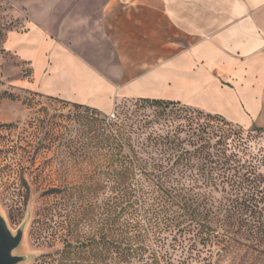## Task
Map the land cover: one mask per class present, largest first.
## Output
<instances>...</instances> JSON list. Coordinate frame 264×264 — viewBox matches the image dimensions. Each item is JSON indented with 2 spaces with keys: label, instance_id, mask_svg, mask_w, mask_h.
<instances>
[{
  "label": "rangeland",
  "instance_id": "rangeland-1",
  "mask_svg": "<svg viewBox=\"0 0 264 264\" xmlns=\"http://www.w3.org/2000/svg\"><path fill=\"white\" fill-rule=\"evenodd\" d=\"M106 1L0 0V212L12 231L25 224L19 250L27 257L23 264H42L35 259L59 248L58 243L50 249L34 242L31 232L39 221L84 214L89 224L81 225V232L89 233L101 225L106 210L113 209L115 144L102 138H115L110 133L120 124L129 131L125 138L168 134L185 140V146L209 142L212 151L225 148V155L216 154V160L225 159L222 183L213 186L209 171L194 167L197 182L190 186L200 225L177 237L174 264H264L263 132L223 126L186 108L162 110L136 99L118 100L114 110L103 115L13 86L29 79L30 67L5 52L2 42L6 32L22 31L29 21L47 26L98 69L109 65L112 49L97 27ZM220 135V145L213 146L218 138L211 136ZM129 215L130 221H138L137 211ZM207 227L214 230L208 241L203 239Z\"/></svg>",
  "mask_w": 264,
  "mask_h": 264
},
{
  "label": "crops",
  "instance_id": "crops-1",
  "mask_svg": "<svg viewBox=\"0 0 264 264\" xmlns=\"http://www.w3.org/2000/svg\"><path fill=\"white\" fill-rule=\"evenodd\" d=\"M97 27L103 70L41 23L6 32L31 72L13 86L103 115L118 100L176 102L264 132V0H107Z\"/></svg>",
  "mask_w": 264,
  "mask_h": 264
},
{
  "label": "trees",
  "instance_id": "trees-1",
  "mask_svg": "<svg viewBox=\"0 0 264 264\" xmlns=\"http://www.w3.org/2000/svg\"><path fill=\"white\" fill-rule=\"evenodd\" d=\"M136 100L162 110L186 108L216 120L223 126L232 125L220 116L176 102ZM202 132L205 133V130ZM110 134L115 138L102 140L115 144L110 174L117 195L115 206L106 210L101 225L89 233L81 232V225L88 223L84 214L83 217L75 216L62 221L51 218L39 221L31 232L34 242L50 249L58 243L59 248L52 253L41 254L35 262L174 264L173 251L177 237L200 225L195 204L196 193L190 186L197 182L194 167L200 165L207 169L213 186L225 181V159L216 160L218 156L225 155L223 147L212 151L214 147L210 148L209 142L185 146V140L170 138L168 134L162 137L150 135L151 138H125L129 131L124 124L118 125ZM211 137L218 138L213 146L220 145L223 139L222 135ZM197 141L205 140L197 138ZM175 198L181 205L176 203ZM132 210L138 212L137 222L129 220V211ZM209 229H204L208 230L207 236L203 238L206 241L214 234V230Z\"/></svg>",
  "mask_w": 264,
  "mask_h": 264
},
{
  "label": "water",
  "instance_id": "water-1",
  "mask_svg": "<svg viewBox=\"0 0 264 264\" xmlns=\"http://www.w3.org/2000/svg\"><path fill=\"white\" fill-rule=\"evenodd\" d=\"M25 224L12 231L0 212V264H23L27 257L19 253Z\"/></svg>",
  "mask_w": 264,
  "mask_h": 264
}]
</instances>
